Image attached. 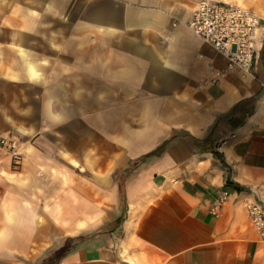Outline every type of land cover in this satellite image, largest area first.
Returning a JSON list of instances; mask_svg holds the SVG:
<instances>
[{
  "label": "crops",
  "instance_id": "crops-1",
  "mask_svg": "<svg viewBox=\"0 0 264 264\" xmlns=\"http://www.w3.org/2000/svg\"><path fill=\"white\" fill-rule=\"evenodd\" d=\"M200 1L0 0V264H264V0L218 83Z\"/></svg>",
  "mask_w": 264,
  "mask_h": 264
},
{
  "label": "built area",
  "instance_id": "built-area-1",
  "mask_svg": "<svg viewBox=\"0 0 264 264\" xmlns=\"http://www.w3.org/2000/svg\"><path fill=\"white\" fill-rule=\"evenodd\" d=\"M190 29L203 41L211 45L227 59L225 69H214L210 83H218L227 73L238 71L242 76L251 75L255 63L260 17L250 10L228 0H201L187 22ZM0 147L6 148L12 164L18 166L22 160L19 140L11 136H0ZM252 193H257L251 189ZM223 193L213 203L216 212L226 200ZM248 215L264 238V199L260 196L246 202Z\"/></svg>",
  "mask_w": 264,
  "mask_h": 264
}]
</instances>
